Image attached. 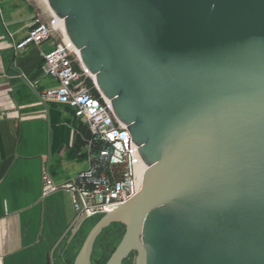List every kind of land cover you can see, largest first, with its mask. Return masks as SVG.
Instances as JSON below:
<instances>
[{
    "label": "water",
    "instance_id": "water-1",
    "mask_svg": "<svg viewBox=\"0 0 264 264\" xmlns=\"http://www.w3.org/2000/svg\"><path fill=\"white\" fill-rule=\"evenodd\" d=\"M47 2L148 166L73 264H264V0Z\"/></svg>",
    "mask_w": 264,
    "mask_h": 264
},
{
    "label": "crops",
    "instance_id": "crops-1",
    "mask_svg": "<svg viewBox=\"0 0 264 264\" xmlns=\"http://www.w3.org/2000/svg\"><path fill=\"white\" fill-rule=\"evenodd\" d=\"M35 15L20 0H0V264H71L68 234L81 221L70 192L43 195L42 174L49 164L66 181L85 168L91 131L68 106L39 99L57 86L41 69L51 42L12 47Z\"/></svg>",
    "mask_w": 264,
    "mask_h": 264
},
{
    "label": "built area",
    "instance_id": "built-area-1",
    "mask_svg": "<svg viewBox=\"0 0 264 264\" xmlns=\"http://www.w3.org/2000/svg\"><path fill=\"white\" fill-rule=\"evenodd\" d=\"M59 19L52 13L49 21H43L36 14L32 29L22 40L13 42L12 47L23 51L32 44L51 42V49L42 53L41 69L57 86L39 92V99L44 104L68 106L76 117L90 126L86 167L66 181H56L49 164L44 165L42 174L43 195L59 189L70 192L80 220L103 215L128 201L140 191L148 166L128 127L117 119L111 100L98 90L94 77L82 63L80 50L68 37ZM88 78L93 81L99 97L88 86Z\"/></svg>",
    "mask_w": 264,
    "mask_h": 264
},
{
    "label": "rangeland",
    "instance_id": "rangeland-1",
    "mask_svg": "<svg viewBox=\"0 0 264 264\" xmlns=\"http://www.w3.org/2000/svg\"><path fill=\"white\" fill-rule=\"evenodd\" d=\"M20 1L26 6L27 10L31 8V11L39 15V17L43 21H49L51 19L52 10L50 9V7H48V4L45 2V0ZM97 218L98 216L87 218V220L82 226V229L79 232L76 225H74L73 228L69 231V238H73L70 244L73 250V259L71 262L75 260V257L79 252L87 233L92 228V225L93 223H95V220ZM81 220L83 219H80L79 222ZM123 232H125V227L122 224H119L116 227H113L109 232H106L98 239V241L95 243L92 254L95 263L97 260L103 262V260H105L111 255L113 249L116 248L115 246L119 244L124 234ZM124 264H135V253L131 254L127 259H125Z\"/></svg>",
    "mask_w": 264,
    "mask_h": 264
},
{
    "label": "trees",
    "instance_id": "trees-1",
    "mask_svg": "<svg viewBox=\"0 0 264 264\" xmlns=\"http://www.w3.org/2000/svg\"><path fill=\"white\" fill-rule=\"evenodd\" d=\"M76 68L79 70V66H76ZM87 84H88V86H90L91 88H92V92L94 93V95L95 96H97V97H99L100 96V94H99V92H98V90L93 86L94 84H93V81L90 79V78H88L87 79ZM103 215H99L98 216V218L95 220V223L102 217ZM95 223H93V225L95 224ZM92 225V226H93ZM117 225H119V224H117V223H114V224H112V225H110L108 228H106V229H104L103 230V232L102 233H100V236L97 238V240H96V242L98 241V239L102 236V235H104L106 232H109L113 227H116ZM83 226V225H82ZM82 226L80 227V229L78 230V232L82 229ZM88 234V233H87ZM87 236V235H86ZM85 240V239H84ZM84 242V241H83ZM83 244V243H82ZM115 250V248L113 249V251ZM113 251H112V253H113ZM111 253V254H112ZM111 256V255H110ZM109 256V257H110ZM109 257L108 258H106L105 260H103V262L102 261H100V260H97L96 261V263L94 262V258H93V255H92V263L93 264H105L107 261H108V259H109ZM74 262H72L71 264H73Z\"/></svg>",
    "mask_w": 264,
    "mask_h": 264
},
{
    "label": "bare ground",
    "instance_id": "bare-ground-1",
    "mask_svg": "<svg viewBox=\"0 0 264 264\" xmlns=\"http://www.w3.org/2000/svg\"><path fill=\"white\" fill-rule=\"evenodd\" d=\"M45 2L48 4V2H47V0H45ZM49 6V5H48ZM53 13V12H52ZM60 20V19H59ZM60 22L62 23V24H64V20H60ZM64 28H65V25H64ZM93 77H94V75H92Z\"/></svg>",
    "mask_w": 264,
    "mask_h": 264
}]
</instances>
